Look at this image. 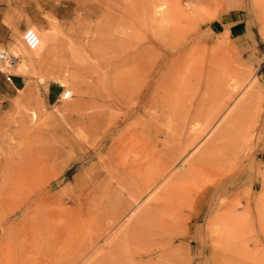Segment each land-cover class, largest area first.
<instances>
[{"label": "rangeland", "instance_id": "obj_1", "mask_svg": "<svg viewBox=\"0 0 264 264\" xmlns=\"http://www.w3.org/2000/svg\"><path fill=\"white\" fill-rule=\"evenodd\" d=\"M96 1L0 0V49L17 57L4 69L17 88L0 74V248L11 246L0 256L10 264H264V0H104V14L90 15ZM27 28L42 40L35 50L23 44ZM142 45L154 105L137 104ZM112 88L125 94L111 100ZM170 145H181L172 167L135 201L125 195L124 215L110 217L118 186L109 173L126 168L125 158L137 163L130 178H148L149 158ZM202 149L206 167L188 170ZM206 183L213 198H196ZM169 203L198 221L170 223L153 208ZM166 221L172 231L162 237ZM59 227L68 229L54 239ZM53 250L59 257L44 263Z\"/></svg>", "mask_w": 264, "mask_h": 264}, {"label": "bare ground", "instance_id": "obj_2", "mask_svg": "<svg viewBox=\"0 0 264 264\" xmlns=\"http://www.w3.org/2000/svg\"><path fill=\"white\" fill-rule=\"evenodd\" d=\"M91 2V1H90ZM106 3V1H104V0H97L95 3H93V4H90V5H88L85 9H86V11H87V13H89L90 15H99V14H101V13H103L104 11H106V6H104V3ZM115 2H117V1H115ZM114 5H115V8H113L114 10H115V12L113 11L112 13H113V17H112V23L113 24H115V25H119V22L123 19V17H122V15H120V13H118V8L116 7L118 4H116V3H114ZM104 14V13H103ZM103 23V22H102ZM114 29V28H113ZM22 38V37H21ZM145 41L147 42V44L149 45V44H152L153 43V41H154V39L152 38V37H146L145 38ZM155 42V41H154ZM42 45V40H40V42H39V45H38V47L39 46H41ZM37 47V48H38ZM93 46H90V47H88V46H85V48L87 49V52H88V55H94L93 54V51H92V48ZM36 48V49H37ZM82 48H84V47H82ZM4 49V48H3ZM147 53H148V50H147V48H146V46L144 47L143 45H142V47L140 48V50H139V53L137 54V56H136V58H137V60H138V62H137V65H136V68H137V71L140 73V77H139V80L141 79V78H143L144 77V79L143 80H141V82H138V86H137V91H136V93H137V104L138 105H145V104H153V102L155 103V98H154V96L152 95V94H149V92H148V90L150 89V87H151V84H152V81H153V77H152V73L153 72H150V74L149 75H146L144 72H145V69H146V67H147V64H149V61H148V58H147ZM108 63V65H110V64H112L111 63V61H108L107 62ZM92 66H94V65H92ZM152 66V65H151ZM151 66H149V68L151 67ZM95 68V67H94ZM84 69H89V66H86ZM2 71V70H1ZM97 71V70H96ZM115 80V79H114ZM113 80V81H114ZM115 82V81H114ZM116 83V82H115ZM119 83V82H118ZM127 84V83H126ZM155 84V83H154ZM130 85V84H129ZM127 88L128 89H131V87L130 86H128V84H127ZM110 90H112V94H111V100H115V99H118L119 98V96H122V95H124L125 93H120V90H116V89H114V88H112V89H110ZM153 90H154V87H153ZM128 91V90H127ZM127 94V93H126ZM119 95V96H118ZM155 95V94H154ZM154 105V104H153ZM191 130V129H190ZM218 132H219V130H217ZM187 133V132H186ZM224 133V132H223ZM216 134V133H215ZM177 138H179V137H177ZM211 138V137H210ZM180 139V138H179ZM212 139V138H211ZM178 141V140H177ZM191 141V140H190ZM208 141V140H207ZM174 142V141H173ZM209 143V142H208ZM208 143H207V146H210V145H208ZM210 143H212V142H210ZM215 143H217V141H215ZM214 143V144H215ZM175 144H176V142H175ZM174 143H172V145H175ZM180 144V143H179ZM190 144V143H189ZM192 144V143H191ZM172 145H170V147L169 148H167V151L164 153V152H162V153H164V155H160V153H151L152 155H151V157L149 158L150 160H152L153 162H154V166H155V170L153 171V174H152V176H150V177H143V176H141V177H137L136 176V178H130V174L132 173V171L131 170H133V169H135V167H137V163L136 162H134V163H129V164H127L126 165V159L125 158H123L122 160L123 161H125L124 163H123V165H121L122 167H126V168H121V170L119 171V172H117V173H114V174H112V173H109V171L107 170V172L109 173V178L113 181L112 182V184L114 183V184H116L117 186H118V190L116 189V191H113V194L111 195V199H110V201H111V204H110V207H111V210L108 212V215H110V217H112V218H118V216H120L121 214H123L122 212V209H121V207H122V205L123 204H125L124 202H125V195H127V197L129 198V199H131L132 201H135L137 198L136 197H138V193H143V192H145V191H147L152 185H154L156 182H158L160 179H162V177L167 173V171L172 167V165L176 162V160L178 159V157L179 156H181L180 154L181 153H179V148H180V146L181 145H178V146H176V147H173ZM177 145V144H176ZM218 145V144H217ZM164 146H166V145H164ZM169 146V145H168ZM206 145H204V147H206V148H208ZM186 147V146H185ZM166 148V147H165ZM218 148V147H217ZM183 150V149H182ZM209 150V149H208ZM211 150H212V147H211ZM199 150H197L196 152H198ZM213 151V150H212ZM94 152V151H93ZM183 152V151H182ZM195 152V153H196ZM184 153V152H183ZM214 153V152H213ZM212 153V154H213ZM196 155L194 154V156L193 157H195ZM197 156L199 157V159H197V161L196 160H193V161H191L190 162V166H188V170H191V171H193L192 169H189L190 167H193V166H195L197 163L199 164V165H204L205 166V160L206 159H209V158H206V149H202L201 151H199L198 152V154H197ZM213 156V155H212ZM214 156H215V154H214ZM218 157V156H217ZM140 158V157H139ZM138 158V159H139ZM118 159H120L121 160V157H119ZM133 159V158H132ZM134 159H136V158H134ZM141 159V158H140ZM201 159V160H200ZM120 160H115V165H117V166H119L120 165ZM121 160V162H123ZM137 160V159H136ZM189 160H191V158H189ZM207 161H212V160H207ZM130 162V161H129ZM146 162V161H145ZM187 163V162H186ZM209 163V162H208ZM212 163H214V161L213 162H211V164ZM125 164V165H124ZM220 164V163H219ZM186 165V164H185ZM139 166V165H138ZM140 167V166H139ZM186 167H187V165H186ZM197 167H199V166H197ZM206 167V166H205ZM214 167V166H213ZM120 168V167H119ZM204 168V167H203ZM186 169V168H185ZM209 169H212V168H209ZM209 169H203V170H209ZM179 172H180V170H178ZM183 171V170H182ZM181 171V172H182ZM185 171V170H184ZM190 171V172H191ZM199 171V170H198ZM212 171V170H211ZM172 172V171H171ZM174 172V171H173ZM172 172V173H173ZM176 173H177V171H175ZM175 172H174V174H175ZM188 172V171H187ZM195 172V171H194ZM194 172H192V173H190V175L191 174H193ZM197 172V171H196ZM231 172V171H230ZM189 173V172H188ZM211 173V172H210ZM169 174V173H168ZM171 174V173H170ZM226 174H228V173H226ZM132 175H134L133 173H132ZM186 175V171L184 172V173H182V174H176V175H172L173 177H172V179L174 180V179H176V178H178V177H183V176H185ZM187 175H189V174H187ZM200 175V174H199ZM135 176V175H134ZM171 176V175H170ZM170 176L168 175V177L167 178H170ZM218 176V175H217ZM31 177V176H30ZM29 176H28V178H30ZM186 177V176H185ZM191 177V176H190ZM219 177V176H218ZM19 179H21L20 177H18V178H16L15 179V181H13L12 183H9L8 184V186L4 189V191H5V195H6V197H8V196H10L11 195V193L14 191V189H13V185L16 183V181H18ZM166 179V178H165ZM164 179V180H165ZM184 179V178H183ZM238 179V178H237ZM109 180V179H108ZM190 180V179H189ZM210 180H211V178H210ZM166 182L165 183H167L168 181H167V179L165 180ZM170 182H171V179L169 180ZM186 181V180H185ZM169 182V183H170ZM175 182V181H174ZM204 182V181H203ZM210 183H211V181H209ZM219 182V181H218ZM164 183V182H163ZM90 184V183H89ZM175 184V183H174ZM179 184V183H178ZM206 184H208V185H210L209 183H206ZM88 185V184H87ZM163 185H166V184H163ZM170 185H173V183H171ZM185 185V184H184ZM202 185V184H201ZM206 186V187H199V186H197L198 188L196 189V190H194V192L197 194V197L196 198H204L205 200H208V198L210 199V198H213V190H214V186H213V184L212 185H210V187L209 186ZM107 186V185H106ZM89 187V186H88ZM164 187H166V186H164ZM171 188H173L172 186H170ZM170 187H166L167 188V190L170 188ZM216 187V186H215ZM90 188V187H89ZM106 189H107V187H105ZM91 189V188H90ZM162 189H163V187H162ZM173 189H175V186H174V188ZM87 190H88V188H87ZM103 190V189H102ZM166 190V191H167ZM169 191H171V190H169ZM183 191V190H182ZM186 191V190H185ZM163 192V191H162ZM174 192V191H173ZM178 191H176V193H177ZM180 192H181V189H180ZM184 192V191H183ZM187 193L189 192V191H186ZM167 193H168V191H167ZM186 193V194H187ZM94 194V193H93ZM157 194V193H156ZM164 194V193H163ZM175 194V193H174ZM182 194V193H181ZM167 195V194H166ZM165 195V196H166ZM179 195V194H178ZM184 195V194H183ZM164 196V195H163ZM170 196H171V198H172V195H171V193H170ZM181 196V195H180ZM187 196V195H186ZM192 196V195H191ZM190 195H188L187 196V198H186V200H190V201H192V197H191ZM158 197H160V199H162V197L159 195ZM167 197V196H166ZM178 197V196H177ZM177 197H176V199H177ZM154 198H157V197H154ZM168 198V197H167ZM175 198V197H174ZM178 198H180V197H178ZM150 200V199H149ZM158 200V199H157ZM156 200V201H157ZM164 200H165V198H164ZM167 200H170V199H167ZM167 200H165V201H167ZM180 200H182L181 198H180ZM180 200H179V202H180ZM152 202V201H151ZM162 202V201H161ZM210 202V201H209ZM163 203H166V204H168L167 202H163ZM175 203V202H174ZM178 203V202H177ZM186 203V202H185ZM184 203V204H185ZM131 204V203H130ZM166 204H163V205H161V204H159V205H154L153 206V208H155V209H159L161 212H164V214H166L167 213V215H168V218L166 219V220H168L169 222L171 221V222H173V220H176V219H178V218H185L188 222L189 221H194L195 220V223H196V220L198 221V218L196 217V215H188V214H183L178 208H176L175 206L176 205H173L172 203H169V205H166ZM176 204V203H175ZM181 204V203H180ZM183 204V205H184ZM93 206V205H92ZM148 206V205H147ZM182 206V205H181ZM89 207V206H88ZM91 207V206H90ZM185 207V206H184ZM187 207V206H186ZM185 207V208H186ZM87 208V207H86ZM108 208V207H107ZM216 208V207H215ZM92 209V208H91ZM99 209V208H98ZM89 209L87 208V211H88ZM93 210H94V208H93ZM92 211V210H91ZM106 211V210H105ZM130 211V210H129ZM141 211V210H140ZM93 212V211H92ZM144 212V211H143ZM185 212V211H184ZM94 213V212H93ZM96 213H97V211H96ZM95 213V214H96ZM127 213V212H126ZM137 213V212H136ZM219 213V212H218ZM87 214V213H86ZM90 214V213H89ZM103 214V213H102ZM155 214H157V211H156V213ZM204 214V213H203ZM88 215V214H87ZM99 215V214H98ZM105 215V214H104ZM124 215V214H123ZM135 215H137V214H135ZM167 215H166V217H167ZM212 215V214H211ZM96 216V215H95ZM126 216V215H125ZM88 217V216H87ZM98 217V216H97ZM96 217V218H97ZM105 217V216H104ZM165 217V216H164ZM170 217V218H169ZM212 217V216H211ZM139 218H140V216H139ZM142 218V217H141ZM140 218V219H141ZM145 218V217H144ZM143 218V219H144ZM156 218V217H155ZM159 218V217H158ZM134 219H137V218H135L134 217ZM140 219H139V221H140ZM103 220V219H102ZM135 220H133V222H134ZM158 221V223H159V219L157 220ZM161 221V220H160ZM168 221H166V223H164V225H166L165 227H164V229H163V231H160V233H158V232H156V233H158V235H160V234H165L164 236H162V237H165V236H167L166 234H168L169 232H171L172 230H169V228H168V225H169V222ZM73 222V221H72ZM93 223H94V221H92ZM96 222V221H95ZM102 222V221H101ZM141 222V221H140ZM146 222H147V220H146ZM170 222V223H171ZM66 223V222H65ZM65 223H63L64 225H65ZM90 223V222H89ZM132 223V222H131ZM136 223V222H135ZM134 223V224H135ZM144 223V222H143ZM142 223V224H143ZM155 223V222H154ZM72 224V223H71ZM146 224V223H145ZM91 225V224H90ZM97 225V224H96ZM125 225V224H124ZM128 225V224H127ZM130 225V224H129ZM137 225H140V224H137ZM194 225V224H193ZM61 226V225H60ZM67 226V225H66ZM102 226V225H101ZM132 226H133V224H132ZM147 226H148V224H147ZM197 226V225H196ZM62 227V226H61ZM61 227H59V229H57V230H54V232H53V238L54 239H56L57 237H61V236H64L65 234H66V231L65 230H67V229H61ZM131 227V226H130ZM138 227V226H137ZM158 227V226H157ZM161 227V226H160ZM163 227V226H162ZM75 228V227H74ZM90 228V227H89ZM107 228V227H106ZM109 228V227H108ZM107 228V229H108ZM104 229V228H103ZM132 229V228H131ZM130 229V230H131ZM136 229V228H135ZM134 229V230H135ZM138 229H141V228H139L138 227ZM135 230L134 232L136 233V231H137V233H139V230ZM173 229V228H172ZM197 229V228H196ZM129 230V231H130ZM97 231V230H96ZM99 231V230H98ZM149 231V230H148ZM73 232V231H72ZM77 232V231H76ZM102 232V231H101ZM104 232V231H103ZM128 232V231H127ZM132 231H130L129 233H131ZM71 233V232H70ZM129 233H128V235H129ZM75 234V233H74ZM96 234H98L97 232H96ZM100 234V233H99ZM102 234H104V233H102ZM174 234V233H173ZM128 235H126L127 237H128ZM139 235H141L142 236V234L141 233H139ZM130 236V235H129ZM133 236H136L135 234L133 235ZM140 236V237H141ZM146 237V236H145ZM129 238V237H128ZM128 238H126V239H128ZM137 238V237H136ZM136 238H134L133 239V241H135V239ZM139 238V237H138ZM151 238V237H150ZM174 238V237H173ZM70 239V238H69ZM78 239V238H77ZM96 239V238H95ZM31 240V239H30ZM73 240V239H72ZM117 240V239H116ZM116 240L114 241V242H116ZM119 240V239H118ZM122 240V239H121ZM139 240H142V239H138L137 240V243H139ZM173 240V239H172ZM54 241V240H53ZM59 241V240H58ZM81 241V240H80ZM128 241V240H127ZM130 241L132 242V240L130 239ZM150 241V240H149ZM181 241V240H180ZM9 242L10 241H6V242H3V244L1 245L2 247L0 248V249H5V250H10L11 249V246H10V244H9ZM117 242H119V241H117ZM123 242V241H122ZM30 244L31 243V241L30 242H27V244ZM56 243V242H55ZM127 243V242H126ZM136 243V244H137ZM165 243H169V241L168 240H166L165 241ZM32 245H33V241H32V243H31ZM121 244V243H120ZM123 244V243H122ZM128 244V243H127ZM126 244V245H127ZM133 244H135V243H133ZM200 244H201V242H200ZM50 245H52V244H50ZM74 245V244H73ZM87 245H89V243L87 244ZM194 245H195V243H194ZM199 245V244H198ZM21 247H22V245H20ZM19 246V247H20ZM57 246H59V245H57ZM94 246H96V245H94ZM128 246V245H127ZM130 246V245H129ZM4 247V248H3ZM32 247V246H31ZM51 247H53V245L52 246H50V248ZM70 248H72L71 246H69ZM168 247V246H167ZM24 248V247H23ZM27 248V247H26ZM54 248V247H53ZM58 248V247H57ZM93 248V247H92ZM96 248V247H95ZM33 249V248H32ZM56 249V248H55ZM82 249V248H81ZM66 250V249H65ZM77 249H75V251H76ZM18 251V250H17ZM32 251V250H31ZM60 251V250H59ZM67 251H69V250H67ZM81 251V250H80ZM121 251V250H120ZM16 252V251H15ZM14 252V253H15ZM25 252V251H24ZM28 252V251H27ZM27 252H25V253H27ZM85 252V251H84ZM89 252V251H88ZM107 252V251H106ZM17 253V252H16ZM15 253V254H16ZM32 253H34V252H32ZM59 253L60 252H58L57 253V251H50V252H45L44 253V257L45 258H43L42 259V261H45L44 263H46V262H51L53 259H54V257L56 258V257H59L58 255H59ZM71 253V252H70ZM69 253V254H70ZM90 253V252H89ZM88 253V254H89ZM173 253V252H172ZM22 254H24V253H22ZM72 254V253H71ZM70 254V255H71ZM87 254V253H86ZM104 255H105V253H103ZM109 254V253H108ZM2 255V254H1ZM25 255H27V254H25ZM68 256V254L66 255V258H69V260L68 261H71V260H74L73 258H74V256ZM77 255L78 254H76L75 255V257L77 258ZM93 255V254H92ZM111 255V254H110ZM179 255H180V253H175V254H172L171 256H170V261L171 260H176L178 257H179ZM22 256V255H21ZM62 256V255H61ZM101 257H102V255H100ZM132 256V255H131ZM20 257V256H19ZM25 257V256H24ZM86 257V256H85ZM104 257V256H103ZM102 257V258H103ZM15 258V257H14ZM38 258V257H37ZM99 258V257H98ZM134 258V257H133ZM139 258V257H138ZM106 259V258H105ZM135 259V258H134ZM140 259V258H139ZM18 260V259H17ZM21 260L22 259H19V261H20V263H21ZM31 260V259H30ZM37 261H38V263H39V260L38 259H36ZM140 260H143V259H140ZM29 261V260H28ZM147 261V260H146ZM141 262V261H140ZM20 263H17V264H20ZM80 263V262H79ZM94 263V262H93ZM145 263H147V262H145ZM0 264H10L9 263V260H8V257H6V253H5V257H2V256H0ZM41 264H43V263H41ZM50 264H52V263H50ZM81 264V263H80ZM105 264H106V262H105Z\"/></svg>", "mask_w": 264, "mask_h": 264}, {"label": "built area", "instance_id": "obj_3", "mask_svg": "<svg viewBox=\"0 0 264 264\" xmlns=\"http://www.w3.org/2000/svg\"><path fill=\"white\" fill-rule=\"evenodd\" d=\"M22 41L24 46L28 50H35L40 42L38 33L32 29L27 28L22 34ZM17 65V57L8 53L4 49H0V70L14 68ZM62 100H66L70 97L69 91H64L60 94Z\"/></svg>", "mask_w": 264, "mask_h": 264}, {"label": "crops", "instance_id": "obj_4", "mask_svg": "<svg viewBox=\"0 0 264 264\" xmlns=\"http://www.w3.org/2000/svg\"><path fill=\"white\" fill-rule=\"evenodd\" d=\"M231 1H234V0H231ZM0 74H2L5 78V80L7 81L8 83V86L11 88V89H16L17 88V85H16V77L15 75H11V74H7L5 73L4 70H0Z\"/></svg>", "mask_w": 264, "mask_h": 264}]
</instances>
